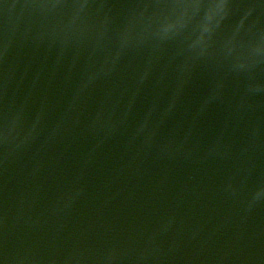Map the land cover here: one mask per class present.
Instances as JSON below:
<instances>
[{"label": "water", "instance_id": "obj_1", "mask_svg": "<svg viewBox=\"0 0 264 264\" xmlns=\"http://www.w3.org/2000/svg\"><path fill=\"white\" fill-rule=\"evenodd\" d=\"M128 1L0 0V223L46 225L50 264H154L144 245L162 264H264V0ZM41 154L48 169H22ZM4 228L9 263L38 250Z\"/></svg>", "mask_w": 264, "mask_h": 264}]
</instances>
